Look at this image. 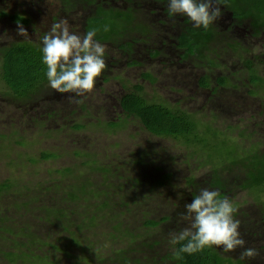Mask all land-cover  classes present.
I'll use <instances>...</instances> for the list:
<instances>
[{
  "label": "trees",
  "instance_id": "16d2710c",
  "mask_svg": "<svg viewBox=\"0 0 264 264\" xmlns=\"http://www.w3.org/2000/svg\"><path fill=\"white\" fill-rule=\"evenodd\" d=\"M27 1L32 6L47 4L54 7L49 21L51 26L60 17L65 19L70 16L81 25L82 32L95 29V38L105 45V62L115 53L120 57L131 54L137 44L152 46L157 43L158 37L170 36L171 39L179 38L180 46L195 54L198 67L209 62L213 67L225 69V59L219 57L222 48L227 46L235 53H248L242 41L230 37L233 26L240 28L243 25L257 38L264 34V0H218L233 15V26L228 29L221 30L215 22L205 30L193 27L187 18L181 23L172 21L176 26L180 24L181 38L172 33V28L168 32L163 27L165 21L161 19V14L168 13V0ZM11 2L15 3L14 0H0V20L29 27L32 31L27 33L34 35L0 43V82L7 93V99H0L2 105L14 104L23 114L29 115L35 104L39 106L48 102L47 113L52 118L59 116L51 123L50 129L43 128L45 123L38 114L29 117L43 131L54 134L63 133L66 128L82 130L89 123V117L95 120V125H106L112 129L125 128L135 119L151 136L173 139L191 148L192 153L185 156V163L195 155L202 156L198 152L200 148L206 150L203 155L206 157L220 150L225 151L219 163H204L212 169L209 180L201 179L199 182L189 168L190 176H186L184 185L172 184L173 173L169 170L150 168L144 160L146 151H137L138 158H127V152L113 154L119 157L118 161L111 158L102 163L99 159L101 153L84 150V160L73 165L53 167L45 173L38 172L36 165L57 160L62 153L46 149L35 154L21 153L26 159H18L19 164L14 166L22 169L29 163L33 166L31 174L34 167L36 171L27 180L17 174L0 181V264H59L63 256L83 257L85 264H244L235 263L231 256L227 257L215 248H205L192 255L182 254L181 258H177L169 248L167 238L170 233L187 226V221L180 222V214L184 212L185 203L190 202L201 188L215 190L224 197L228 194L231 180L236 178L240 181L238 187L246 189L262 203V208L252 209L254 213L264 216V201L261 200L264 192V146L253 143L241 147L236 137L230 134L227 138L218 139L219 132L225 133L186 111L144 98L141 89L127 91L119 97L122 117L117 115L118 121L92 114L85 100L89 93L75 96L76 101L73 96H66L63 102H68L62 104L60 99L52 98L57 93L48 87L44 74L46 69L41 63L40 40L50 29L41 31L36 28L37 22L30 11L22 9L26 0H23L19 11L14 6L12 9ZM156 3L161 4L164 11L159 10ZM151 49L155 56L158 52ZM263 57L264 51L251 59H242L243 72L247 74L249 84L236 77L228 67L227 74L215 76L212 72L219 88L224 86L221 91L227 88L237 90L232 91V96L239 94L238 99L248 96L254 107L258 91L264 90V76L258 73L259 66L264 65ZM256 58L257 64L254 63ZM108 69L106 64L94 87L115 78ZM142 77L155 80L149 72H143ZM199 82L209 86L210 76H201ZM121 83L124 84L123 80ZM211 92L216 94L218 87ZM259 98L256 106L261 108V116L264 117V99ZM236 106L234 113L244 115V109ZM218 109L221 112L231 111L226 102L219 103ZM256 115L257 111L253 117ZM245 120L248 122L247 117ZM241 135L243 138L249 136ZM18 137L15 141L17 145H29L30 140L25 136ZM229 139L236 143L229 144ZM75 155L80 154L75 152ZM240 218L239 213L237 219Z\"/></svg>",
  "mask_w": 264,
  "mask_h": 264
},
{
  "label": "rangeland",
  "instance_id": "374dc122",
  "mask_svg": "<svg viewBox=\"0 0 264 264\" xmlns=\"http://www.w3.org/2000/svg\"><path fill=\"white\" fill-rule=\"evenodd\" d=\"M14 2V4L12 2L10 3L12 5V9L14 6L19 11L22 8L21 6L23 0H14ZM25 5L26 6H23L22 9L25 11H30L31 15L37 22V29L44 31L51 28V23H49V21L51 20V15L53 13L52 11H54L53 6L51 7L47 4L41 7L32 6V4H30L27 0ZM61 19L68 22L70 31L75 32L78 35L83 34L84 31L82 32V30L79 28L81 25L76 23L73 17L69 16L65 19L60 17L59 20ZM222 23L226 24L227 21L224 20ZM244 27L245 26L241 25L237 31L238 35H241V33L244 34ZM24 29L27 32L32 31V29L29 27ZM33 35V33H30L27 35V37H33ZM22 37L25 36L18 35L17 24L10 23L9 20L6 19L0 20V43L4 44L14 38ZM255 41L257 42L254 43L253 41L244 38L243 44L245 45V49L248 51V53L245 54H238L237 52L235 53L234 50L230 48H222L220 50L222 55L220 54L219 57H221V59L224 58L225 64L229 70L233 72L236 77L244 80L246 84L249 83H247V74L243 72L244 66L242 64V59H244V57L251 59L253 56H258L262 51H264V34L256 38ZM254 63H258L257 58L254 59ZM163 66L164 65H162V62H156V64L154 63V65L149 67L148 70H152L151 72L154 73L161 70L165 74H170L171 71L173 72V70L170 68L164 70ZM227 67L225 69L221 67L219 68L222 73L227 74ZM143 69L144 68H140L139 70H124L123 73L117 75L123 80L124 83L126 82L133 84L140 80L139 71ZM259 69L260 70L258 73L264 76V65H260ZM211 71L215 73V76L220 75L218 69H212ZM215 76L210 77L212 84H215ZM156 83L157 87L155 88H161L159 95L160 102L182 110V108L178 107L176 103L178 98L184 99L183 101L188 103L185 110H188L190 115L196 116V118L202 122H206L226 134L225 135L219 132L221 136L217 134L218 139H224L225 137L227 138V135L230 134L229 136L236 137V141L241 147H248L253 143H257L260 147L264 146V117L259 116L256 117V121L254 119L249 121L250 110L247 107L250 106L253 108V106H251L253 104H251L248 99H238L233 97L232 91L237 90L227 88L225 91H221V89L218 88V92L214 94V96H216L217 100L219 101H222V98L220 97L223 96L226 105H230L231 107L230 112H221L220 109L212 111L208 108L209 100L213 97L209 94V90H199L196 87H192L194 90H192L191 94L184 88H182L178 93L174 91L176 90L175 87L174 90L172 89L173 87H169L171 86V82H167L166 76L164 75L158 76ZM161 85L164 87H160ZM128 88L131 87H127V89ZM113 89H115V87L107 84H102L99 88L94 87L93 91L88 94L89 96L85 98L87 104L91 108V113H98L99 110L95 111L96 108L94 109V104L101 103L104 105L107 104L108 108L111 110V113L103 117L106 119L115 117V113H118L119 109L114 108L113 98L117 96L116 92L119 91V87H116V91ZM148 93H150V90H148ZM6 94L7 93L5 89H3V85L0 82V99H7ZM256 96H258L255 98L257 105L259 103V97L264 99V90H259ZM236 105H238L240 110L244 109V115L241 114L240 116L234 113V110L237 107ZM252 111L256 112L257 108L254 107ZM246 117L248 118V122L245 120ZM254 121L260 123L257 128L252 127V123ZM41 128L42 127L40 125L29 120L21 110L17 109L14 104H8L7 106H4L0 100V181L6 177L16 176L17 174H20L22 178L27 180L30 179V176L35 173L36 168L34 167V172L31 174L30 170L33 166H29V163H27L28 165L22 169L21 167L18 168L14 166V164H19L18 159L19 161L26 159V157L21 153L28 154L31 152L35 154L44 149L62 153V157L57 160L48 162L43 161L41 164L36 165L39 169L38 172L45 173L50 168H59L63 165H73L84 160L85 158L82 154L85 151H90L91 153L94 152L95 154L101 153L99 159H101L102 163L111 158H116L115 160L118 161L119 157L115 156L118 153L121 154L127 152V158H138L139 153L137 151H146L147 156L144 157V160H147L150 168L161 167L167 169L173 173V177L171 179L172 184L184 185L186 176H190L188 173L189 168H191V172L196 177V179L199 178V182H201V179L209 180V175L212 169H210V166H206L204 163L208 161L214 164L219 163L221 158L220 156H222L223 151H225V149L222 150V152H220V150L219 152H214L207 155L206 157L203 156L206 153V150L200 148L198 149V152L202 156L195 155L189 161H187V163H185V156L192 153L191 148H187V146H185L183 143L177 142L173 139H163L151 136L147 131L141 128V124L135 119L130 121V123L127 124L125 128L121 129L107 128L106 125L101 124L95 125V120L90 117L89 123L87 122L85 128L79 131H73L69 128H66L63 133L58 132L54 134L53 132L49 133L45 130L43 131ZM43 128L45 129V127ZM241 133L244 135H249L248 137L250 138H243ZM18 136H25L27 140H30L29 145L23 147L17 145L15 141L19 138ZM236 141L229 139V144H233V142L236 143ZM75 152H78L80 155H75ZM131 152H133L134 155H130ZM194 165L198 166V168L193 169L195 167ZM231 181L232 184L226 197L232 200L238 213L245 212V214L250 213L254 215L252 209L263 207L262 203L259 200L254 199V196H252L246 189L238 187V183H240L239 178H236L235 180L232 179ZM262 196L263 198H261V200L264 201V192ZM238 215H235L236 218ZM257 249L260 250V248ZM234 256L231 255V259L236 260L237 258ZM82 258L74 259L63 256V258H61L58 263L85 264V261H83ZM238 258L240 259V256H238Z\"/></svg>",
  "mask_w": 264,
  "mask_h": 264
},
{
  "label": "clouds",
  "instance_id": "9594fccd",
  "mask_svg": "<svg viewBox=\"0 0 264 264\" xmlns=\"http://www.w3.org/2000/svg\"><path fill=\"white\" fill-rule=\"evenodd\" d=\"M167 12L169 16L186 17L193 27L205 30L220 16V9L213 6V0H168ZM17 32L20 36L28 35L19 23ZM96 34L95 29H90L78 35L61 19L43 35L39 45L41 63L46 69L47 85L55 93L78 97L93 91L106 67L105 45L95 38ZM235 213L230 198L221 197L207 187L201 188L185 203L184 212L180 214V222L187 221V226L167 238L173 255L181 258L182 254L192 255L205 248L231 253L239 248L242 249L241 259L256 256V249L245 247Z\"/></svg>",
  "mask_w": 264,
  "mask_h": 264
},
{
  "label": "flooded vegetation",
  "instance_id": "af4514ba",
  "mask_svg": "<svg viewBox=\"0 0 264 264\" xmlns=\"http://www.w3.org/2000/svg\"><path fill=\"white\" fill-rule=\"evenodd\" d=\"M165 3V2H164ZM163 3V4H164ZM158 5V9L161 11H164V7L159 4L156 3ZM213 6L214 7H218L220 9V16L214 21L215 23H217V27L220 28L222 30V28L228 29L229 26H233L234 23V19H233V15L231 12L227 11L225 9V7L218 1V0H213ZM161 19L164 20L165 22L163 23V27H165V29L167 28V31L170 32V28H172V33L177 37H180V33L181 30L179 28V26H176L175 24H172V21L176 22V21H184V18H180V16H168V13L166 14L163 13L161 14ZM188 19V18H187ZM227 21L226 24H223V21ZM173 22V23H174ZM181 23V22H180ZM190 23V22H189ZM172 25L174 27H176L175 29H173L174 27H172ZM186 25V24H185ZM239 27L238 26H233L231 33L235 36H232V34L230 35L231 38H237L240 41H242L244 43V38L249 39L251 41H253L254 43H256L257 41H255V39L257 37L252 35V31L251 30H247L246 27H244L243 33H241V35L237 34ZM181 38V37H180ZM179 39V38H178ZM178 39H171L170 36L168 37H158L157 38V43L152 45V46H148V45H143V44H137V46L135 47V50L125 56V57H120V54L115 53L111 58H109L105 64L108 65L109 67V72L111 74V76L115 77L113 79H111L109 82H103L99 84V87L103 84H107L110 85L112 87H115L116 91V87H119V91H117V96L113 98V106L114 108L119 109L118 113H115V117H111V118H107L113 121H118L117 119V115L121 116V108L118 104V99L121 95H123L124 93H126L127 91H136L141 89V93L144 96V98L148 99V100H152V101H156V102H160L159 100V95H160V89L161 88H155L157 87V83L156 80L158 78V76L160 75H164L166 76V81H170L171 82V86L169 87H173L172 89L174 90V87L176 88V92H180L182 88H184L186 91H188L190 94L192 92V87H196L199 90H209V94L212 97V99H208L209 103H208V108L212 111L216 110L219 107V103H223L225 102L224 98L222 99V101L217 100V97L214 96V94L211 92V90L214 87H218V84L215 80V84L210 83L209 86H203L200 84L199 80L201 76H210L213 77L212 74V69L213 70H219L220 75H222V72L220 70V68L218 66L213 67L209 64V62H204V65L202 67H198V62L196 63V56L194 53H189L186 51V49L184 47L180 46V42ZM262 46V45H261ZM151 48L156 49L155 52L157 51L158 53L153 56L152 52L150 51ZM225 48H228L227 46H225ZM152 50V49H151ZM123 58V59H122ZM131 63L130 66H128V63ZM156 62H162V65L164 70L167 68H170L171 70H173V72L171 71V73H167L165 74L163 71H157L156 73L151 72L152 70H148L149 67H152L154 65V63L156 64ZM140 68H144L143 70L139 71L140 72V80L135 82V83H121L120 78H116L120 73H123L124 70H132V69H137L139 70ZM144 73H151L154 77V81H150L148 79H145L142 77V74ZM118 74V75H117ZM127 74V72H126ZM128 78V77H127ZM129 79V78H128ZM236 80V79H235ZM96 86V88H99ZM126 87V88H125ZM127 87H131L128 88ZM138 87V88H136ZM160 87H164L163 85H161ZM204 87H209V88H204ZM224 87V86H220ZM222 89V88H221ZM148 90H150V93H148ZM69 93H63V94H56V95H52V98L55 99H60L61 103L66 105V102H68L67 100L63 99L66 96H73L74 101H76V98L74 95L69 94ZM83 96V95H82ZM234 96H239L238 95H234ZM81 97V96H80ZM223 97V96H221ZM249 97L247 96L246 99H248ZM191 99V98H190ZM189 99V100H190ZM184 99H179L177 100L176 105H178V107H181L183 111H186L187 113H189L188 110L186 109V106L188 105V103L183 101ZM214 100V101H213ZM162 103V102H161ZM255 105V104H254ZM35 108H31L29 110V115H34V113L37 115H39V119L44 121V127L45 129L49 128L50 129V125L51 123L55 122L54 119L58 118L59 116H54V118H52L50 116V114H48L47 112H49V103L48 102H44V104L42 105H34ZM68 106V105H67ZM255 108H257V115L253 117L254 111H252V108H248L250 110V114L249 117L251 119H256V117L261 116V108L258 106H254ZM253 107V108H254ZM96 108L95 111L99 110L98 113H92L96 116H100V115H104L107 116V114L111 113V110L108 108L107 104H94V109ZM18 110H20L19 108H17ZM29 120L30 117L29 115L24 114ZM63 115H61L62 117ZM122 117V116H121ZM104 118V117H102ZM256 121V120H255ZM253 122L252 123V127L257 128L259 126V122ZM264 122V120H263ZM262 123V122H261ZM157 138V137H156ZM255 212V210L253 211ZM257 212V211H256ZM239 213L236 211L235 215H238ZM241 214V218L239 219L240 221V228L239 231L241 233V236L243 237V239L245 240V247H249V248H254L257 250V255L254 256L253 258H244V259H239L238 256H240V253L242 251V249H236L235 251L231 252V253H224L225 256L227 255V257L231 256V255H235L234 257L237 258L236 260L233 259V261L235 263H237L238 261L244 264H264V216L262 215H257L256 213L250 214L247 213H240ZM257 248H260L257 249Z\"/></svg>",
  "mask_w": 264,
  "mask_h": 264
}]
</instances>
